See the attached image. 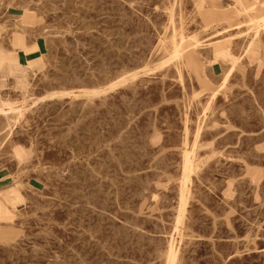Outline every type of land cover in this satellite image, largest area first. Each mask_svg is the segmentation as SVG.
Here are the masks:
<instances>
[{"label": "rangeland", "instance_id": "1", "mask_svg": "<svg viewBox=\"0 0 264 264\" xmlns=\"http://www.w3.org/2000/svg\"><path fill=\"white\" fill-rule=\"evenodd\" d=\"M0 108V264H264V0H0Z\"/></svg>", "mask_w": 264, "mask_h": 264}, {"label": "bare ground", "instance_id": "2", "mask_svg": "<svg viewBox=\"0 0 264 264\" xmlns=\"http://www.w3.org/2000/svg\"><path fill=\"white\" fill-rule=\"evenodd\" d=\"M246 7V5L244 6ZM133 74L131 75H128V76H123L121 79H119L117 82L107 86L106 88L104 89H98V90H94V93L95 94H100V93H104V92H107L109 90H112V89H115L117 86L127 82V80L129 79H132L133 78ZM133 80V79H132ZM52 98V97H51ZM5 109L4 108H0V112H3ZM191 165V159L187 157V166H190ZM174 259H175V252L174 250L171 248L170 250V255H169V261L170 263L172 264L174 262Z\"/></svg>", "mask_w": 264, "mask_h": 264}]
</instances>
